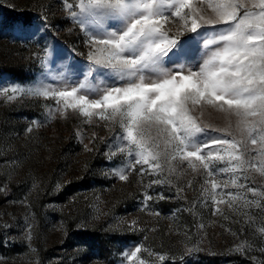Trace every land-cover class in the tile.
<instances>
[{
	"label": "rangeland",
	"instance_id": "1",
	"mask_svg": "<svg viewBox=\"0 0 264 264\" xmlns=\"http://www.w3.org/2000/svg\"><path fill=\"white\" fill-rule=\"evenodd\" d=\"M0 264H264V0H0Z\"/></svg>",
	"mask_w": 264,
	"mask_h": 264
}]
</instances>
